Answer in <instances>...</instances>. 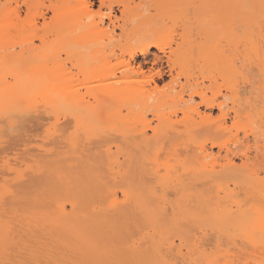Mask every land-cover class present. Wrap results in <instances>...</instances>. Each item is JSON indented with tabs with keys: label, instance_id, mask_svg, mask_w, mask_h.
Returning a JSON list of instances; mask_svg holds the SVG:
<instances>
[{
	"label": "bare ground",
	"instance_id": "obj_1",
	"mask_svg": "<svg viewBox=\"0 0 264 264\" xmlns=\"http://www.w3.org/2000/svg\"><path fill=\"white\" fill-rule=\"evenodd\" d=\"M171 1H170V3H171ZM197 1H199V0H173L172 1V2H174L172 4L176 5L177 7L179 6L181 8L184 6L185 7L183 9L184 11H185L186 7L188 8L189 6H190L189 9H191L190 11H188V15H187V12H186V14H182V16L186 15L185 18H187L186 20H188V21H186L184 17L181 18V16H180V18L182 20L184 19L185 22H183L182 24H180L181 23L180 22L179 24L182 25V28L184 27L185 29L183 30L184 31L183 33H182V31L180 32L182 34L179 36L180 37L179 41H176L173 39L176 42V43H174L173 40L172 41L170 40L171 42H173L175 44V47L173 48V46L170 44L171 42H169V41L167 42V6H168L167 0H138V1H136V0H97V1H95V0H0V111L4 112L3 115L6 114L5 116H3L2 115L3 112H1L2 117L3 118L7 117L8 118L7 121H9L10 124H13L15 122L14 117H17V118L19 117L20 119L25 117L26 112L28 111V110L24 109L26 107L22 108L21 110H20V108H16L17 111H15V107H20V106H17L19 104V102L17 103V101H18L17 99L26 100L25 102L28 101L27 103L32 104V107H31V108H33L32 111H35V112L37 111L38 114L40 112V115L42 114L41 111L47 113L48 116L50 115L49 121L51 120L50 117H53V119H54V117L56 116L54 119V120H56L55 122H49V123L47 122L48 124H50V126L48 125L49 127H47L46 130H47V132L48 131L52 132L51 134L53 135L55 133H53V131H51V130H54V129L50 130V128L54 127L55 125H58V123L61 120V119L59 120V117H58L60 115H58V116L56 115V113H58V111L56 112V110H58V108H60V107L62 108L63 105L64 106L67 105V103L71 104V103L76 102L77 104H79L80 109L78 110V112L75 113V111H72V110H71V112L73 114H79L77 116L74 115L75 117L73 118V120H74L73 122L76 123V125H74V126H75V128H77V131L80 133H78V132L75 133L76 132L75 131L76 129H75L71 135L72 137L67 138L68 137L67 136L66 137L67 139L64 137L67 140L66 142H68V144L72 147L71 151L67 150L69 152L70 156L68 155V152H67L68 157H64L65 155L63 156L64 161H66V163L64 161H62L63 163H65L64 167H63V163H61V160L58 158L59 162L58 161L56 162L58 169L55 166L56 171H54V175H55V177H57L56 179L60 178V180L63 178H66V177L70 178L69 176H71L70 175L71 173L75 174L74 171L71 172L73 167L78 166L79 168H81L80 172L82 171V173L78 172L75 175H77V178L82 177L83 180L87 179L85 181H87L88 183L92 180L96 183L108 182L107 184H109L110 180H113L116 182V183L114 182L113 184H116V185H117V182L123 183L127 187V189L121 190L122 191V193H121L122 197L121 198H120L119 194L116 192V190H115V192H114V190H110L111 187H109L110 189L107 190V192H108L107 195H104V196L102 195L103 197H100L103 200V202L104 201L108 202V204H106L107 206H105L106 207L105 209H110L111 212L113 210L114 214L117 212V214H115V215L112 214L113 218L116 216L118 217L119 213H121L120 216H122V213L126 214L130 209H131V212L133 209H138V210H140V212L142 214L141 217H139L140 215L138 217L144 221L143 223H145V225L147 224V222H149L150 224L156 223L155 225H157V222H158L159 217H160V216L158 217V215H160L161 213H164L165 211H169V209H170V211H169L170 215L173 214V216H174V217H172V220H173V222H176L178 220V218L180 217L179 215H181V213L184 215L186 213V214H188V216H191V215L194 216V214L198 213V211H197V213H195L196 209L195 210L193 209L194 210V211L192 210L193 212L189 211L190 207H191V209L194 208L195 202H196V207L198 205H200L201 202L203 201V202H206L205 206L208 207V205H209V208L212 207V209H214V208L216 209L215 205L210 207L212 202L207 205V203H209V202H207L208 200L207 201H205L206 199L201 200V197H199L200 199L197 197V196L203 195L204 193H205L204 196H206L207 193H209V192L210 193L214 192L213 193V195H214L215 191L218 194L216 198H218V196L224 195V197H226L225 202L231 201V202H229V204H230L233 201V199L231 200L232 196H235V194L237 193V190H239L238 188H240L241 185L243 184L242 183L240 185V183H238L239 179H237V181H236V179L234 177L237 178L239 173L242 171L249 173V174H247V176H251L252 181H257L256 183L259 182L258 184L261 186L260 187L261 189L264 188V177H263V179H261L259 176V173L257 172L258 169L257 170L254 169L252 167L253 164H250L251 162H253V157L251 156L249 151H245V152L242 151V150H246V148H247L246 146L248 145V140H249L248 137H249L250 132L254 136L253 141L257 144L264 141V135L262 133L257 134L253 128L246 130L245 135H244L246 137L245 142H244L246 145V146H244L245 148L243 146H241L243 144V140H242V143L240 145L239 138H237V140H235L234 144H233V145H236V143H237L238 146L240 145L244 149L238 147L237 145H236L237 148H240V149L232 148L233 146H230V144L226 143L225 140L222 139V141H224V142H221L219 140L221 137H223V136L220 137V135L229 129V126L227 125V123H228V121H229L228 119L231 117V115H232V118L234 120H236L237 118H240L243 115L247 119H251V118L255 117L254 114H257L256 111L258 109L256 107L257 104H252V102L255 100H252L251 102H249L250 97L245 96L247 94V92H245L246 94H241V92H240L241 86L239 85V83H236V80H235V75L238 72V68L235 64L236 59L234 58V56L232 55L233 56L232 57L231 54L230 55L229 54H218L219 53L218 48L221 44V41L219 40V38L218 39L215 38V30H219V29L216 28L214 30L212 27L208 26V23L210 21L221 20L223 18L225 20V21L223 20V29H224V35H225L224 37H227L225 39H228L229 42L233 41L234 39H236V37H238V35H236L237 30L242 29V28L244 29L245 27H249L248 25L251 26V22H253V24L255 25V23L256 22L258 23V21H259V24H260L262 19H259L258 16H263V14H264V0H252V2H253L252 4L261 10V12H262L261 15H258L259 13H257V14L252 13V11H251L252 6H251V3H249V0H207L206 3H202V1H201L200 4H197L196 3ZM97 2H98V4H97ZM95 6H97V9H95ZM176 6H172V8L173 9L177 8ZM179 7H178V9H179ZM151 9H154L155 12L154 11L151 12ZM174 10H177V9H174ZM170 11H172V10H170ZM184 11H181V13L182 12L184 13ZM118 12L120 13L119 15H118ZM189 14L190 15L193 14V16H194V17L192 16L193 18H195L194 24L195 25H196V23L199 24V26H195L196 28L199 27L198 28L199 32H198V29L196 30V28H194V31H195L194 34H196V31H197V35L201 34L202 37H203V35H205L203 37V40L198 38V41H197L196 40L197 38L193 37L195 35H191L192 33L190 31L193 30V28H192V30H190L191 25L193 24V21L191 22V20H193V19H190L192 17ZM178 15H176V16H178ZM202 16H203V18H201ZM206 16H207V18H206ZM208 16L211 17V18L209 17V20H208ZM177 19H179V18H177ZM187 22H189L188 23L189 25L184 26L183 24H185ZM243 22L247 23L248 25L246 26V24H244ZM238 23H240L242 27H240ZM257 23H256V26H258ZM243 24L245 25V27H243ZM117 30H119V32H117ZM244 30L246 31V28ZM200 32H203V33H200ZM246 34H247V32H246ZM191 36L193 37V39L191 38ZM198 36L200 37V35H198ZM216 37H217V35H216ZM241 37L243 38V35L240 36V40L242 39ZM221 38H223V37H221ZM225 41H227V40H225ZM239 41H238V43H240ZM243 43H245V42H243ZM167 45H170L169 46L170 49H167L168 48ZM238 45H240V44H237V46ZM153 48H156L158 52L153 54V52H152ZM255 49H257V48H255ZM255 49H254L253 54L255 53L259 64L263 66L264 59H263V57L261 58L259 51L255 50ZM195 51L197 53V56L201 58L203 64H202V62H201V64L199 62H197V61H199V59H196L197 57L194 56ZM63 55H65L64 58H63ZM151 55H152V57H151ZM140 56L143 57L142 60L138 59ZM193 58H195L196 61ZM194 61H195V63H194ZM244 61H245V59H244ZM244 61H243V63H244ZM193 63L195 65V67L197 65L196 63H199L200 67H202V65H204V67L207 66V68L205 70H204V68H203V70H201L202 68H200L201 72H199L200 70L198 71L197 69L193 68V66H192ZM204 63L207 65H205ZM246 66H247V64H246ZM191 67L195 70H192ZM167 68H169V69L166 70ZM198 69H199V67H198ZM191 70L193 71V73L191 72ZM196 70H197V72L200 73V75H199L200 77L196 76L197 77L196 78L195 76H192V74L197 75V73H195ZM260 70L264 71V67ZM174 71L176 72L175 74H174ZM263 71H261V72H263ZM167 72L171 76V81H169L168 84L166 83L165 85L160 86L159 80H161ZM181 76H184L185 83L180 82ZM247 76H249V75H247ZM247 76L242 75V77H241V82L243 83L242 88H244V89L248 88V87L249 88L252 87L250 84V82H251L250 76L249 77H247ZM194 77L196 78V80ZM219 78L223 80L224 85L226 87L225 90L227 91V93L220 100L217 97H215L217 95V92L220 91V89H221V88L217 87V85H218L217 83H218ZM63 80H67V82L65 81L63 83L62 82ZM199 80H201V81H199ZM205 80L209 81L208 85L205 84V82H206ZM224 85H222V87ZM177 87H180V88L177 89ZM209 90L214 91L213 97L208 96L207 92ZM245 90H247V89H245ZM245 90H243V92ZM249 93L252 94V90L249 91ZM253 94H254V92H253ZM186 96H187V98H186ZM197 97H199V99H200L199 102L195 101V98H197ZM90 99H93L95 102L99 103L101 108L105 107L106 115L108 113L109 117H111L110 114L112 112V119L111 118L106 119L105 118L106 116L104 115L105 116L104 118L106 119L105 121H106L107 125L104 123L105 122L104 119H103V122L101 120L102 123L100 122L99 118L101 117V114H103V113H100V111H99V113L95 112V114L98 113V115L97 114L95 115L94 111L92 112V110H91L90 112H88L87 110H85L87 105L90 103L89 101H91ZM244 101H245V103H244ZM60 104H63V105L60 106ZM246 104L248 105L247 109L250 108L249 110H247V112H246V110L245 111L243 110L244 108L246 109V107H245ZM21 105H22V103H21ZM117 105H121V106H125V107L129 108L128 110H126L127 113H129V115L126 117H122V116L120 117V112L117 113V111H115V109H114V111H112V109L114 107L116 108ZM200 105H204L206 108L210 109L211 111H213L214 109L217 108L218 111L220 112L219 117L217 119H214L212 117L213 116L212 112L208 113L206 111H201V109L199 107ZM68 108H70V107H68ZM101 108H100V110H101ZM127 108H125V109H127ZM137 108L139 110L145 112L144 117H142V118L140 117V115H139L140 111L138 113ZM29 109H30V106H29ZM40 109H42V110H40ZM130 109H131V111H129ZM166 109H167V111H165ZM18 110H20V111H18ZM119 110H121V109L119 108ZM30 111H31V109H30ZM109 111H111V112H109ZM147 112L151 113V115L155 119H157L158 122L155 126L152 125V121H151L152 120L151 118H153V117H151L150 119L147 118V116H148L146 114ZM181 114H182V116H180L181 118L178 119L179 118L178 116ZM37 115H34V118ZM98 116H100V117H98ZM123 116H125V115H123ZM29 117H31L30 113H29ZM38 117L40 119V117L43 118L44 116L38 115ZM0 119H1V117H0ZM20 119H18V120H20ZM27 120L32 121L34 119L32 117V120L31 119H27ZM37 121H38V118H37ZM57 121H58V123L56 124ZM101 124H103V126ZM109 124L110 125L112 124V126L109 130L106 127H105V129H107V130L102 128L104 126H109ZM181 127H183V128H181ZM54 128H55V130H58L57 127H54ZM59 130H60L59 132H61L62 129H59ZM96 130H97V132H96ZM99 130H101V131H99ZM149 130L151 131V134L149 133ZM113 132L115 134H117V136L115 135L116 137H114V135H112ZM61 133L63 136L64 132L62 131ZM81 133L84 135L83 138H82L83 135ZM108 133H110V136L112 135V137H114L116 139L118 138V140L120 141V142L114 141V142H117V144L115 145L116 150L113 151V149L110 145H107V147L104 150H97V151L92 150L93 149L92 147L94 144H96L98 142L103 143V141L105 142L108 140V137H109V139L112 138L109 136ZM203 135L205 136V138L204 137L202 138ZM18 136H19V133H18ZM59 137H60V135H59ZM181 137L184 138V139H182L183 141L179 139ZM199 137L202 138V141L200 140ZM167 138H169V141L167 140ZM177 139L179 141H182V142L179 143V141ZM59 140L61 141L60 138H59ZM86 140H87V142H86ZM174 140H177L178 142H176V143H179V144L175 143V144L171 145V143H173ZM82 141L86 142V144L82 143ZM66 142H64V140L61 141L62 144L66 143ZM208 143L210 144L209 145L210 148L208 147ZM167 144H169V145H167ZM168 146H170L168 150H170V151L174 150V152H171V153L170 152L169 153L164 152V153H167L166 155L169 154V157L173 154L172 159L170 158L172 163H170L168 156L166 159H163V161H165V162H161V159L164 158L163 156L165 154L162 153L163 156L161 155L162 158L160 159L159 154L161 152H159V154L156 152L157 150H163V149L167 150ZM214 147H218L217 148L218 153L217 152L213 153V151H211V150H213ZM261 147L263 148L264 146H261ZM142 148H144V150H141ZM151 148H153V149L155 148V150H156L155 152L157 153L156 155L158 156L156 164L154 163L155 165L152 167L151 164H153V163L150 164V163H148V161L147 162L145 161L147 165H150V167L149 168H148V166L145 168L139 167L138 165L140 163L138 164V161L140 160V158H142L143 155H146L145 152L147 150H148L147 156H150L149 154L152 155L153 151L149 153V151H151L149 149H151ZM189 148H191L192 151L190 149L191 152H189V150H188L187 151L188 154L185 153L186 150ZM248 148H249V146H248ZM257 149L259 150V145H257ZM257 149H256V151H257ZM183 150L185 151V152H183L185 154V156L182 155L183 157H181V154H183L182 153ZM193 150H195V151H193ZM198 150H199V153H198ZM236 150H238V151H236ZM44 151H48V150H44ZM92 151H94V152L91 153ZM95 152H97L98 154L102 152L103 153L102 156L105 155L108 157L109 161H108V159H107V161L110 162V165L108 166V168H109L108 172L106 169H105L106 170L105 173L101 172V170L99 169L100 167H97L98 165H96L97 163L94 164L93 157L96 156ZM180 152H181V154H180ZM222 152H224L223 156H222ZM239 152H240V154H239ZM71 153L73 156H71ZM89 154H91L92 157L89 156ZM236 155H238L237 157H239V158H237ZM121 157L123 158L122 160H121ZM235 157L237 159H240V161H242L240 165L237 164ZM151 158L152 157H150V159ZM103 160H105V159H103ZM167 161H169V162H167ZM174 161H175V163H173ZM46 162H48V164H49V160L48 161L46 160ZM43 163H42V165H44ZM53 163H55V162H53ZM104 163H106V162L103 161L101 166H105ZM143 163H144V161H143ZM58 164H60V166H58ZM36 167L37 166H35L34 170L36 169ZM60 167H62V168L60 169ZM161 167L162 168L164 167V168L161 169ZM38 168H40V167L38 166ZM102 168L103 167H101V169ZM104 168H106V167H104ZM138 168H139V170H138ZM46 169H47V167H46ZM96 169H97V171H96ZM34 170H33V172H34ZM58 170L60 172H58ZM161 170H165V172H162ZM41 171H44V170L41 169ZM66 171H68L67 172L68 175H66V173H65ZM93 171L97 172V174H95ZM56 172H57V174H56ZM100 172L102 174H100ZM45 174H48V172L43 173V175H45ZM79 174H80V176H79ZM18 175H19V172H18ZM75 175H74V177H75ZM88 176L89 177L93 176L92 178L90 177V179H92V180L88 179L89 178ZM74 177H71V180H73ZM232 178H234L233 179L234 181L232 180ZM238 178H239V176H238ZM242 178L240 177V180H242ZM101 180H103V181H101ZM62 181H66V180L63 179ZM67 181H66V183H67ZM70 181L68 183L69 187L67 185H65V182H62V183H64L63 186L65 185L66 186L65 188L68 187V190H69V188L75 189L76 184H74L75 185V187H74L73 183L70 184ZM76 181H78V180H76ZM85 181H83V183ZM230 181H231V183L233 181L234 186L232 188L230 186V183H228ZM245 181H246V179L244 180V182ZM247 181H246V183H247ZM86 183H84V184H86ZM96 183L93 186H95V187L98 186V188L100 187L99 185L103 184V183H101V184L96 185ZM253 183H255V182H253ZM253 183H252V185H253ZM57 184H58V181H57ZM107 184L106 185L103 184V185H105L107 187ZM78 185H77V187H79ZM81 185H82V183H81ZM59 186H60L59 188H63V187H61V184H59ZM90 186H92V185H90ZM90 186H89V188H90ZM105 186H104V188H106ZM143 186H144V188H143ZM57 187H58V185H57ZM84 187H88V186L84 185ZM84 187L80 186L79 189L82 188V190H83ZM122 187H123V185H122ZM254 187L258 188L259 186L257 185ZM59 188L56 190L59 191L60 190ZM98 188L96 187V189H98ZM74 189H72V190H74ZM139 189H141V190H139ZM53 190H54V188H53ZM84 190H85V188H84ZM86 190L88 191L89 189L86 188ZM93 190L95 191V189H93ZM79 191H76L75 192L76 194L74 193V191L72 192L71 190L68 192H71L72 194H74L76 198L77 197L80 198L79 196L84 195L85 192H84V194L81 193V195H80L77 193ZM258 191H261V190L258 189ZM89 192L93 193V191H89ZM105 192H106V190L104 191V193ZM220 192H222L221 194H223V193L224 194L219 195ZM261 192H263L261 194H264V190ZM10 193H12V192L10 191ZM100 193L104 194L102 191V192H98L97 194L95 193V195L99 197L98 194H100ZM209 195H211V194H208L207 197ZM16 196L18 199L19 195H16ZM170 196H172V197H170ZM193 196H195V197H193ZM239 196H240V194H239ZM84 197L86 199V196H84ZM98 197H96V198H98ZM192 197L195 199L194 201H193ZM229 197H231V198H229ZM12 198H13V196H12ZM76 198H73L74 200L70 198L71 199L70 201H72V202L74 201L73 204H71V206L73 205V207H72L73 209L75 208V206L79 207V205L81 203H83V199H81V200L79 199L80 200V202H79V200L77 201ZM227 198L230 200L228 201ZM101 199H100V201H101ZM197 199H198V201L199 200L201 201V202L199 201L200 204H197V202H198V201H196ZM219 199H221V198H219ZM242 199H244L243 196H242ZM250 199H251V197H250ZM250 199H248V200H250ZM248 200H246V201L250 203V201H248ZM29 201H30V199H29ZM189 201H190V204H188ZM191 201H192V203H191ZM97 202H98V200L96 199L95 203H97ZM241 202H243V200ZM247 202L245 203V206H247L246 205ZM89 203H91V201H89L87 203L90 206ZM149 203L151 205L152 204L156 205V208L154 206V209H152V207H153V205H152L151 208L149 207L150 208V210H149V208H148V206H150ZM185 203L188 204L186 206H189V207H187V209H188L187 212L185 211L187 209L184 210V208H186L184 205ZM193 203H194V205H193ZM233 203H235L234 206H236L237 208L234 209V208H231V205H228V206H230L229 208H228V206L226 207L228 210H226V208H224L225 210H223V211H225V212L221 211L220 213H217V215L219 214V216H220V217L217 216L218 218H220V222L218 221L217 225L219 227H220V225H223L224 227H227V228H228L227 225H229V227L233 226L235 229L237 227H241V229L238 228L240 230V232H242L243 231L242 229L244 228L247 233L249 232V234H251V233H250V231H248L247 228L248 227H250V228L255 227V229H253L254 231H252V235H253V232H255L256 227H258L259 224L261 223V220L259 218H257L255 214L248 213L250 211L243 210L241 207L244 206V204L240 206L241 203L239 200H235ZM1 204L4 206L3 203H1ZM1 204H0V206H1ZM77 204H78V206H77ZM87 204H86V207L88 206ZM96 205L93 209H95V210L99 209V210H97V212L99 211L101 213V210L104 209L103 206L100 205L101 206L100 207V206H98V204H96ZM58 207H59V204H58ZM207 207H206V209H207ZM14 208H16V207H14ZM199 208H200V206H199ZM209 208H208V210H209ZM11 209H13V208H11ZM87 209H90V208L88 207ZM105 209H104V211H105ZM3 210H4V208H3ZM20 210H22V209H20ZM74 210H76V212H74V214H76L77 217L74 216L72 222L74 221L73 223H75L76 225L75 224L74 225L70 224L71 226L69 225L68 222H71V220H69L67 218L70 217V214H71L70 218H72L73 213H71V211H70V213H67L68 211H67V208L64 205V203L61 204V207L58 210V213L61 212L60 217H59L60 219L57 218L55 220L56 221L61 220L63 222L62 219H65V220L67 219L66 222L68 221L67 222L68 224L64 223L65 222V220H64V222H63L64 224L61 222L62 224L59 223V225H63V228H65L66 226L64 227V225L67 224L68 227L65 228V231L62 230L63 232H66V233L68 231L67 229H69V226L71 228L73 226L74 230L77 229L75 231L76 233L79 230L80 234L79 233L76 234L74 232L75 238H79L76 236H79V235L82 236L86 233H87V235H90L89 229H91L92 226L94 227V225H97V224L99 225L100 223L97 221H99L100 218L97 221L95 220V222H97V223H94L92 221V219H88L89 217H92V218L95 217L96 218V215L95 216L93 215V214H95V212H92L93 210L91 211L93 213L92 214L93 216L87 215V214L91 213V212L88 213V210L86 211L83 209L84 211L83 210L79 211L82 214H80V213L77 214L78 213L77 208ZM114 210H116V212ZM178 210H180V213L177 212ZM15 211H18V208ZM22 211H24V210H22ZM85 211L87 213L84 214V217H83V213ZM204 211H205V208H204ZM210 211H212V210L210 209ZM13 212H14V210H13ZM56 212H54L56 214V215L55 214L54 215L57 217ZM134 212L135 211H133L132 213H134ZM169 212L167 214H169ZM188 212H191V214ZM208 213L209 212H207V214ZM211 213H215V211H212ZM23 214H21V215H23ZM67 214H68V216H67ZM108 214L109 213H107V215ZM62 215L64 218L61 217ZM78 215H79V217H78ZM85 215H86L87 219L85 218ZM107 215H106V218H107ZM112 215L109 214L110 217ZM137 215L138 214L134 215L137 218L135 220V223L139 224V223H141L142 220L138 219ZM176 215H178V216H176ZM210 215H212L213 217L215 216V218H217L216 215L209 213V216ZM254 215H255V217H254ZM2 216L4 217V212H3V215L1 214L0 217H2ZM55 216H54V218H55ZM24 217H25V214H24ZM27 217L29 218L30 216H27ZM98 217L99 216L97 215V218ZM123 217H125V216H123ZM197 217L200 219L198 214H197ZM75 218H76V221L78 219V221H80V222L79 223L75 222ZM109 218H107V220L109 222H110V220H113L112 218H110V220H109ZM127 218H123V219L127 222V220H129L131 217L129 219H127ZM218 218L215 219V221H217ZM51 219H53V217ZM118 219L116 218V222ZM123 219L121 218L120 220H123ZM186 219H182V220L187 221V220H189V217L187 220ZM137 220H139L140 222H136ZM164 220H165V217H164ZM86 221L89 223L91 222V223L89 224ZM108 221L105 222V220H104L105 224L108 223ZM133 221L134 220H132L131 223H133ZM84 222L86 223L85 224L86 227H88V224H89V227L87 228V230L85 229L86 227L85 228L83 227V226H85ZM100 222L102 224L103 221H100ZM52 223H53V221H52ZM80 223H83V225ZM92 223H94V225ZM117 223H120V222H117ZM121 223H123V221H121ZM79 224L82 225V227H80ZM108 224H110V223H108ZM104 225L101 226V229ZM126 225H128V223H126ZM145 225L141 224L140 226H143L142 227V229H143L146 227ZM158 225H161V224L158 223ZM250 225H252V226H250ZM261 225H262V223H261ZM76 226H78L81 230L76 228ZM110 226H109V228H110ZM119 226L120 225H118V227ZM223 226H222V228H224ZM58 227H60V226L57 225V228ZM131 227H133L134 230L136 229L135 225H133V226L129 225L128 228H131ZM147 227H148V225H147ZM29 228H30V226H29ZM60 228H62V227H60ZM94 228H93V230L91 229L93 231V232L91 231V236L93 237L94 235L95 236L97 235L96 236L97 238L95 239L94 238L95 236H94L93 237L94 239L92 238V240H95L96 242L98 240V242H99L102 239L98 235L99 233L97 234L96 232H97V229L100 230V228H99V226L96 227L95 229ZM112 228H113V225H112ZM70 229H69V231L72 233L73 228L71 230ZM83 229L86 230V233H84L85 230H83ZM104 229L107 230V231L104 230V234L105 235L107 234L109 236L110 233L108 234L105 232H108L110 229L106 228L105 226H104ZM88 230H89V232H88ZM94 230H95V232H94ZM52 232H54V228H53ZM54 233H56V232H54ZM57 233H59V232H57ZM71 233H69V234L72 235L73 233L72 234ZM94 233H96V234H94ZM115 233H116V231H114L112 234H115ZM156 233H158V232H156ZM104 234H103V231L100 233V235H104ZM148 235H149V233H148ZM110 237H108L110 240L109 243L112 245L111 241H112L113 237H112V239ZM148 237H150V236H148ZM165 237H166V235H165ZM215 237H216V235L214 236L213 239H215ZM240 237H241V239L244 238L241 241L242 243L244 240L246 242H248L250 240L249 241L250 247H249L248 243H247L248 246H246L247 244L244 243L245 249H243V250H245V251L240 249V252L243 251L240 253L239 250H237L236 251L237 253L235 252L236 254H234V255L232 254V256H231L232 258L230 257V261H233L234 264H235V261H237L236 264H238V262L241 259V261H243L242 264L244 262H245V264H250L249 262H247L248 258H251L252 260H254L258 256L256 257L254 255V257L252 258L251 257V256H253L252 253L248 254V252L246 251V247H248V250H250V248L252 247L251 251L253 249V252L257 251V249L259 251V249H260V247H262L263 243L262 242H256L255 240L252 241L251 239L246 240V238H245L246 236L245 237L240 236ZM71 238H73V237L71 236ZM82 238L81 239L84 240V242L81 241V239H79L81 241V244L83 245L84 243H86V244H84V246L85 245L87 246L89 240L88 239L85 240L84 237H82ZM156 238H159L158 235ZM169 238L167 239V241L170 243H174V242L169 241ZM58 239H57V241H58ZM62 239H63V237H62ZM161 239H163V238H161ZM148 240H149V238H148ZM67 241L65 240V242H67ZM103 241H105V240H103ZM107 241H108V239L105 242H107ZM146 241L147 240H145L144 242H146ZM262 241L264 242V239H262ZM69 242H71V241H69ZM73 242H75V241L73 240ZM148 242H150V241H147L146 243H148ZM214 242H215V240H214ZM241 242H239V243H241ZM0 243L4 244L5 241L0 242ZM58 243L61 244L60 241ZM71 243H68V245ZM129 243H131V241ZM129 243H126V244L128 245ZM170 243H168V244L170 246V251L172 252L173 248L177 244L175 243V246H174V244L172 245ZM197 243H199V242H197ZM197 243H196V246L194 247L196 249L198 248ZM6 244L9 245L8 243H6ZM139 244H140V246L142 245L141 248H143V246L149 245V244L145 245V243L143 245V244H141V242ZM162 244H163V242H162ZM162 244H157V246L158 245L161 246ZM185 244L186 243H184L183 245L181 244V245L184 247L187 245V244L186 245ZM74 245H76V243ZM107 245H108V247L110 246L109 244H107ZM107 245H105V246L107 247ZM133 245H135V244H133ZM133 245H131V246H133ZM151 245L153 246L152 247L153 249L149 248V249H152V251H153V253H152L149 250L152 253V254L150 253L151 257H153V259H155L157 256L155 257V256H153V254L158 253V251H159V254H158V257L156 259L157 261L156 260L155 261L150 260L152 262L151 263L147 258V260H148L147 263L149 262V264H177L178 259L176 260V257H172L173 253L172 254L170 253L171 254L170 255L167 252V256H166L163 254V252L164 253L166 252V251L162 250L163 247H161V250H158V248H157V250H158L157 251L154 248L155 247L154 245H156V244H151ZM171 245L174 247L172 248ZM181 245L179 246L180 250H177V249L176 250L180 253V256H182V260L187 259L188 261H190V263L196 262L197 260L195 261L194 258L200 257L194 253L196 251H194L193 253L188 251V255H185V254H183L184 252H181V250H182ZM204 245L203 246L201 245V246L204 247ZM0 246H2V245H0ZM88 246H90L93 249V247L97 246V245L91 246V244H90ZM88 246L86 247V249L88 248L87 252L90 249ZM131 246H129V247L131 248ZM137 246L139 247L138 244L135 247H137ZM162 246H164V245H162ZM201 246H200V248H201ZM64 247H65V245H64ZM78 247H79V245H78ZM78 247L76 248V250L78 249ZM82 247L80 249L81 253L85 249V247H84V249ZM121 247H123V246H121ZM1 248L4 250V247H1ZM100 248L96 247L95 250L99 249L98 251H101ZM123 248H121V250ZM130 248H128V249L131 250ZM144 248L148 250V248H146V247H144ZM188 248H189V245H188ZM139 249H140V247H139ZM139 249L138 250L135 249V250H137V252H139ZM145 249H144V251H146ZM154 249L156 250V252ZM159 249H160V247H159ZM109 250H111V249H109ZM109 250H107V251L109 252ZM135 250L133 249L132 251L134 252ZM204 250L205 249H203V251ZM141 251H142V249H141ZM144 251H142V252L144 253ZM161 251H163V252H161ZM191 251H193V250H191ZM203 251L201 252L202 254H203ZM263 251L264 250H262V252ZM110 252H112V250ZM114 252L116 253V251H114ZM244 252H247V253L244 254ZM262 252H260V253H262ZM1 253H2V251L0 252V254ZM75 253H76V251H75ZM81 253H80V255H81ZM88 253H90V252H88ZM92 253H94V252H92ZM121 253H123V252H121ZM127 253H128V251H127ZM135 253H133V255H131L130 257L134 258V255H135L134 260L135 259H141V261H144V259H146L145 257L147 256L148 251L146 253V256H143L145 254H142L140 252L137 253V254H140L141 257L143 256L142 257V258H144L143 260L141 257H139V255H138L139 258H136L137 254H135ZM179 253H177L178 254L177 257L179 256ZM201 253L198 252V255H202ZM99 254L101 255L102 253H99ZM246 254H248L249 257H247ZM90 255L88 257H90ZM129 255H130V253H129ZM175 255L176 254H174V256ZM78 256H79V254H78ZM82 256H83V254H82ZM108 256H109V254H108ZM114 256H116V254ZM124 256H122V257H124ZM0 257H2V256H0ZM69 257H71L70 260H72L73 257L72 256H69ZM100 257H101V259L104 258L105 261L108 260V258L105 257V255H104V257H102V256H100ZM100 257L97 256V258H100ZM126 257H125V259H126ZM130 257L128 256L129 260L131 261L132 259H130ZM148 257H149V259H151L149 254H148ZM227 257H229V256H227ZM86 258H87V256H86ZM106 258H107V260H106ZM260 258L261 257H259L258 259H260ZM81 259H83V261H84L83 257ZM91 259H94V257H92ZM101 259H100V261H101ZM114 259H115V257H114ZM246 259H247V261H246ZM111 260H112V258H111ZM129 260H126V261H129ZM256 260L257 259H255L254 261H256ZM78 261H79V259H78ZM105 261L102 260V262H105ZM110 261H108V262H110ZM141 261L139 264H143ZM86 262H87V260H86ZM213 262H215V261H213ZM75 263H76V260H75ZM88 263H89V261H88ZM112 263H113V261H112ZM115 263L116 262H114L113 264H115ZM132 263H134V262H132ZM135 263L137 264L136 260H135ZM144 263L146 264V261ZM197 263H199V262L197 261ZM91 264H92V262H91ZM128 264H130V263H128ZM215 264H217V263L215 262Z\"/></svg>",
	"mask_w": 264,
	"mask_h": 264
},
{
	"label": "rangeland",
	"instance_id": "obj_2",
	"mask_svg": "<svg viewBox=\"0 0 264 264\" xmlns=\"http://www.w3.org/2000/svg\"><path fill=\"white\" fill-rule=\"evenodd\" d=\"M95 1H97V0H95ZM136 1H138V0H136ZM170 1L171 0H167V42L169 41V42H171L173 39L174 40H176V41H179V36L184 32L183 30L185 29L184 27L182 28V25H180V24H182L183 22H185V20L187 19V18H185L186 17V15H183L182 16V14H186V12H187V15H188V11H190L191 9H189V7L187 8L186 7V9H185V11L183 10L185 7L183 6V7H179V9H178V7L176 6V5H173L172 3H174V2H172L171 1V3H170ZM201 1H202V3H206L207 2V0H199V1H197L196 3L197 4H200L201 3ZM204 1V2H203ZM181 2V1H180ZM249 3H251V11H252V13L253 14H257V13H259L258 15H261L262 14V12H261V10L258 8V7H256V6H254L252 3V0H249ZM97 4H98V2H97ZM171 8H170V7ZM172 6H176L177 8H174V9H177V10H174L173 8H172ZM250 6V5H249ZM95 9H97V6H95ZM170 10H172V11H170ZM155 12V10L154 9H151V12ZM170 11V12H169ZM181 11H184V13L182 12L181 13ZM179 12V13H178ZM192 12V11H191ZM207 13V12H206ZM120 13L118 12V15H119ZM179 14V15H178ZM191 14V13H190ZM189 14V15H190ZM176 15H178V16H176ZM257 15V16H258ZM180 16H181V18H185V20L183 21L181 18H180ZM191 17L193 16V14L192 15H190ZM189 16V17H190ZM198 16V15H197ZM196 16V17H197ZM194 17V16H193ZM190 18V19H193V20H191V22L193 21V24L195 23L194 22V19L195 18ZM209 17L210 16H208V20H209ZM259 17V19H262V21L260 22V24H259V21H258V23H257V25L258 26H256V23H255V25L253 24V22H251V26L250 25H248L247 23H245V22H243L244 24H246V26L248 25L249 27H245V25L243 24V27H245L246 28V31L242 28V29H239V30H237L236 31V35H238V37H236V39H232L233 41H230L229 42V40L228 39H225V38H227V37H224L225 35H224V29H223V18L221 19V20H215V21H210L209 23H208V26L209 27H212L214 30L217 28V29H219V30H215V38H219V40L221 41V44H220V46H219V48H218V50H219V53L218 54H231V56L233 55L234 56V58L236 59V61H235V64H236V66H237V68H238V72H237V74L235 75V80H236V83H239V85L241 86V94H246L245 92H247V94L245 95V96H249L250 98H249V102H251L252 100H255V101H253L252 102V104H257V114H254L255 115V117H253V118H251V119H247L244 115L243 116H241L240 118H237L236 120H234L233 118H232V115H231V117L228 119L229 121H228V123H227V125L229 126V129L228 130H226V132H224V133H222L221 135H220V137L221 136H223V137H219L220 139V141L221 142H224V141H222V139L223 140H225V142L226 143H228V144H230V146H233L232 148H237V146H238V144L236 143V145H233L234 144V141L235 140H237V138H239V142H240V145H241V143H242V140H243V144L241 145V146H246L245 145V131L246 130H249L250 128H253L254 129V131H256V133L257 134H263L264 135V71L263 70H260V69H262L263 67H264V64H263V66L262 65H260L259 64V62H258V59H257V57H256V55H255V53L253 54V52H254V49L255 48H257V49H255V50H257V51H259V53H260V55H261V58L263 57V59H264V14H263V16H258ZM261 17V18H260ZM177 18H179V19H177ZM201 18H203V16L201 17ZM206 18H207V16H206ZM211 18V17H210ZM258 20V19H257ZM186 21H188V20H186ZM225 21V20H224ZM181 22V23H180ZM180 23V24H179ZM189 22H187V23H185V24H183L184 26H186V25H189L188 24ZM191 25V29L190 30H192V28H193V30L192 31H190L192 34L191 35H195V36H193L194 38H197L196 40L198 41V38H200V39H202L203 40V37L205 36V35H203V37H202V35L201 34H198V35H200V37L197 35V31H196V34H194L195 33V31H194V28H196L195 26H199V24L198 23H196V25L194 24V25ZM239 24V26L240 27H242L241 26V24L240 23H238ZM239 27V28H240ZM199 28V27H198ZM198 28H196V30L198 29ZM182 31V33H180ZM194 31V32H193ZM245 31V32H244ZM117 32H119V30H117ZM198 32H199V29H198ZM246 32H247V34H246ZM200 33H203V32H200ZM216 35H217V37H216ZM243 35V38L240 40V36H242ZM249 36V37H248ZM193 37L191 36V38L193 39ZM221 37H223V38H221ZM246 38V39H245ZM227 40V41H225V40ZM171 40V41H170ZM173 40V42L174 43H176L175 41ZM240 42V43H238V41ZM245 40V41H244ZM173 42H171L170 44L173 46V48L175 47V44L173 43ZM243 42H245V43H243ZM240 44V45H238L237 46V44ZM169 46L170 45H167V49H170L169 48ZM152 52H153V54L154 53H157L158 51H157V49L156 48H153L152 49ZM251 53V54H250ZM246 55V56H245ZM195 57H197L196 59H199V61H197V62H199L200 64H201V62H202V60H201V58L200 57H198L197 56V53H196V51H195V55H194ZM232 56V57H233ZM65 57V55H63V58ZM151 57H152V55H151ZM246 57V58H245ZM139 60H142L143 59V57L142 56H140L139 58H138ZM194 60H195V58H193ZM244 59H245V61H244ZM196 61V60H195ZM195 61H194V63H195ZM243 61H244V63H243ZM247 62V63H246ZM194 63H193V68H195V69H197L198 71L200 70V68H202L201 70H203V68H204V70L207 68V66H205L204 67V65H202V67H200L199 66V63H196L197 65H196V67H195V65H194ZM202 64H203V62H202ZM205 64V63H204ZM246 64H247V66H246ZM205 65H207V64H205ZM245 66V67H244ZM168 67V66H167ZM198 67H199V69H198ZM192 68V67H191ZM192 68V70H195V69H193ZM169 68H167L166 70H168ZM191 70V72L193 73V71ZM197 70H196V72L195 73H197V75H193L192 74V76H197V77H200L199 75H200V73L199 72H201V70L199 71V72H197ZM179 71V70H178ZM261 71H263V72H261ZM176 72L174 71V74H175ZM194 73V74H195ZM199 73V74H198ZM242 75H249L250 76V84H251V86L252 87H248V88H245V89H247V90H245L244 88H242V86H243V83L241 82V77H242ZM2 76V75H1ZM249 76H247V77H249ZM194 77V78H195ZM196 77V78H197ZM196 78H195V80H196ZM81 80V79H80ZM67 82V80H63L62 82L64 83V82ZM169 81H171V76L169 75V73L167 72L164 76H163V78L161 79V80H159V83H160V86H162V85H165L166 83L168 84V82ZM199 81H201V80H199ZM206 82H205V84L206 85H208L209 84V81H207V80H205ZM80 82V81H79ZM180 82L181 83H185V79H184V76H181L180 77ZM75 83V82H74ZM95 83V82H94ZM218 85H217V87H219V88H221L220 89V91H218L217 92V95L215 96V97H217L219 100L220 99H222L223 98V96L227 93V91L225 90L226 89V87H225V85H224V82H223V80L222 79H218V83H217ZM222 85H224L223 87H222ZM178 88H180V87H177V89ZM245 90L244 92H243V90ZM85 90V89H84ZM252 90V94L251 93H249V91H251ZM213 92L214 91H208L207 93H208V96L209 97H213ZM253 92H254V94H253ZM186 98H187V96H186ZM246 98V97H245ZM248 99V98H247ZM18 101H17V103L19 102V104L17 105V106H20V107H15V111H17L16 110V108H20V110L22 109V108H24V107H26V108H24L25 110H28L27 112H26V115H25V117H23V118H17V117H14V119H15V122L13 123V124H10L9 123V121H7L8 120V118L7 117H2V115L4 114V112L3 111H0V115H1V112H3L2 113V115L0 116L1 117V119H0V204L1 203H3L4 204V206L1 204V206H0V211L2 212H0L2 215H3V212H4V217L2 216V217H0V242H4L5 241V243L4 244H2V243H0V245H2V246H0V252L2 251V253L0 254V256H2V257H0V264H91V262H92V264H113L114 262H116L115 264H128V263H130V264H134L135 263V260H136V262H137V264H139L140 263V261H141V259H135L134 260V258H135V255H134V258L133 257H130L131 255H133V253H135V254H137V253H142V254H145V255H143V256H146V253H147V251H148V253H147V256L145 257L146 259H144V258H142L141 256H140V254H137L136 255V258H139V257H141L142 258V260L144 259V261H141L143 264H145L144 262L146 261V264H149V262L147 263V261L149 260H153V261H155L156 259H157V257H158V254H159V251L158 250H161V247H163V249L162 250H164V251H166L165 253L163 252V251H161V252H163V254L164 255H166L167 256V252L170 254H172L173 253V256L172 257H176V260L179 262H177V264H192V263H190V261H188L187 259L186 260H182V256H180V253L177 251V250H180V245L182 244H184V243H186L185 245L186 246H182L181 247V252H184L183 254H185V255H188V251L189 252H194V251H196V252H194L195 254H197V256H200V257H195L194 259H195V261L197 260L199 263H197V261L196 262H194L193 264H215V262L217 263V264H234L233 263V261H230V257L232 256V254L234 255V254H236L237 252V250H239V252H240V249L241 250H243V249H245V244H249L250 242V240L249 239H251L252 241H256V242H262L263 243V245H262V247H260V249H259V251H258V249H257V251H254L253 252V249H252V251H251V248H250V250H248V247H246V251L248 252V254H251L252 253V255L253 256H251L252 258L254 257V255L257 257V258H255V259H257L256 261H254V260H252L251 258H248V261H247V259H246V261L247 262H249L250 264H264V251L262 252V250H264V242L262 241V239H264V194H261V193H263V192H261V191H263L264 190V188L263 189H261L260 187V185L258 184V183H256L257 181H252V177L251 176H247V174H249V173H247V172H244V171H242V172H240L239 173V178H238V176H237V178L236 177H234L235 179H236V181H237V179H239L238 180V183H240V185H241V189L240 188H238L239 190H237V193L235 194V196H232V198L231 197H229V198H231V200L233 199V201H232V203H230L229 204V202H231V201H229L230 199H228V201L229 202H225V199H226V197H224V193L223 194H221L222 192H220V194L219 195H223V196H218V198H216L217 197V193H216V191H215V194L213 195V193L214 192H209V193H207V195L208 194H211V195H209L208 197H207V195L206 196H204V194L203 195H200V196H197L198 198L199 197H201V200H205V201H207V202H209V203H207V205L208 204H210L211 202V205H210V207L211 206H214L215 205V207H216V209L214 210V209H212V207L211 208H209V205H208V207L207 206H205V204H206V202H201L200 200V202H201V204H200V202L198 201V199L196 200V201H198L197 202V204H200V205H198L197 207H196V202H195V205H194V203H193V205H194V208H192L191 209V207L189 208V211H191V212H193L195 209V213H197V211H198V216L200 217V219L197 217V214H194V216L193 215H191V216H188V214H186L185 212V215L184 214H182L181 213V215H179L180 217L178 218V220L176 221V222H173V220H172V217H174L173 216V214H171L170 215V209H169V211H165L164 213H161L160 215H158V217H159V220H158V222H157V225H158V223L159 224H161V225H155V224H150L149 222H147V224L145 225V223H143L144 221L142 220V219H140L139 217H141V212H140V210H138V209H133L132 210V212L133 211H135L134 213H132L131 212V209L125 214V213H122V216H120L121 215V213H119L118 215L123 219V218H127V219H129L130 217V219L129 220H127V222L123 219V220H120L121 218L118 216H116V217H114L113 218V215L112 214H114V212H113V210H112V212L110 211V209H105L106 207L105 206H107L106 204H108V202L107 201H104L103 202V200L100 198V197H103L104 195H107V190H109L110 188L109 187H111V189L110 190H114V192H115V190H116V192L119 194V196H120V198L122 197L121 195V193H122V191L121 190H126L127 189V187L123 184V183H118L117 182V185L116 184H113L115 181H113V180H110V182H109V184H107L108 182H106V183H103V182H99V183H96V182H94L92 179H90V177L92 178L93 176H88L89 178L88 179H90V180H92V181H90L89 183L87 182V181H85V180H87V179H85V180H83V178L82 177H78L77 178V175H75V174H77L78 172L79 173H82V171L80 172V170H81V168H79L78 166H74L73 167V169H72V171L71 172H73L74 171V173L75 174H73V173H71L70 175L71 176H69L70 178H68V177H66V178H63V179H65L66 181H67V183H66V181H62L63 179H61L60 180V178H58V179H56L57 177H55V175H54V171H56V168H55V166L57 167V161L59 162V159L61 160V163H63L62 161H64V158H63V156L64 157H68L67 156V150H70L71 151V146L68 144V142H66L67 140V138H70V137H72L71 135H72V133L74 132V130L76 131L75 133H77L78 131H77V128H75V126L74 125H76V123L75 122H73L74 120H73V118L75 117V116H77V115H79V114H73L72 112H71V110L72 111H75V113H77L78 112V110L80 109V105L79 104H77L76 102H74V103H71V104H68L67 103V105H63V104H60V106H62V108L60 107V108H58V110H56V112L58 111V113H56V115L58 116V115H60V116H58L59 117V120H60V122L58 123V121L56 122V124L58 123V125H55L54 127H57L58 128V130H55V128L54 127H52V128H50V130L51 129H54V130H51V131H53V133H55V134H51L52 132H47V127H49L50 126V124H48L49 122H55L56 120H54L55 119V117H54V119H53V117H50V121H49V116H48V114L47 113H45V112H42L41 111V115H43L44 117L43 118H41L40 117V119H39V117H38V115L39 116H41L40 115V112H39V114H38V112L36 113L35 111H32V109L33 108H31L32 107V104L31 103H27V102H25L26 100H23V99H17ZM91 101H89L90 103L87 105V107H86V109L85 110H87L88 112H90L91 110H92V112L94 111V114H95V112H98L99 113V111H100V113H103V114H101V117L100 116H98V117H100L99 119H100V122H101V120H102V122H103V119H104V121L106 120V119H112V112L111 111H109V112H111V117H109V114L107 113V115H106V109H105V107H103V108H101V106H100V104L99 103H97V102H95L93 99H90ZM199 97H197V98H195V101H197V102H199ZM95 102V103H94ZM255 102V103H254ZM21 103H22V105H21ZM24 103V104H23ZM244 103H245V101H244ZM248 104V103H247ZM245 105V107H246V109L244 108L243 110L245 111L246 110V112H247V110H249V109H247L248 107V105ZM250 104V103H249ZM29 106H30V109H31V111H30V109H29ZM59 107V106H58ZM68 107H70V108H68ZM114 107V106H113ZM118 107V108H117ZM125 106H121V105H117L116 106V108L114 107L113 109H112V111H114V109H115V111H117V113L118 112H120V117L122 116V117H126V116H128L129 115V113H127V111L126 110H128L129 108H127V107H125V108H127V109H125L124 108ZM200 107V109H201V111H206V112H212V117L214 118V119H217L218 117H219V115H220V112L218 111V109L216 110V109H214L213 111H211L210 109H208V108H206L204 105H200L199 106ZM78 108V109H77ZM100 108H101V110H100ZM119 108L121 109V110H119ZM43 109V108H42ZM42 109H40V110H42ZM124 109V110H123ZM20 110H18V111H20ZM109 110V109H108ZM107 110V111H108ZM137 110H138V113H139V111H140V117L142 118V117H144L145 115V112L144 111H141V110H139L138 108H137ZM242 110V111H243ZM5 111V110H4ZM69 111V112H68ZM86 111V112H87ZM104 111V112H103ZM123 111V112H122ZM129 111H131V109L129 110ZM165 111H167V109L165 110ZM122 112V113H121ZM137 112V111H136ZM29 113H30V115H31V117H29ZM35 113V114H34ZM44 113V114H43ZM69 113V114H68ZM73 115H72V114ZM82 113V112H81ZM98 113H96L97 115H98ZM255 113V112H254ZM28 114V115H27ZM38 114V115H37ZM47 114V115H46ZM95 114V115H96ZM148 116H147V118L148 119H150L151 117H153L152 115H151V113H149V112H147L146 113ZM6 115V114H5ZM5 115H3V116H5ZM34 115H37L35 118H34ZM72 115V116H71ZM75 115V116H74ZM106 117H105V116ZM123 115H125V116H123ZM8 116V115H7ZM180 116H182V114L181 115H179L178 117V119H180L181 117ZM27 117V118H26ZM32 117H33V119L34 120H32ZM57 117V118H58ZM69 117V118H68ZM97 117V118H98ZM106 119H105V118ZM109 117V118H108ZM6 118V119H5ZM37 118H38V121H37ZM116 118V117H115ZM5 121H4V120ZM18 119H20V120H18ZM27 119H31L32 121H30V120H27ZM69 119V120H68ZM152 120V125L153 126H155L156 124H157V119H155L154 117L153 118H151ZM42 120V121H41ZM3 121V122H2ZM40 121V122H39ZM68 121V122H67ZM70 121V122H69ZM99 121V120H98ZM19 122V123H18ZM48 122V123H47ZM101 122V123H102ZM108 122V121H107ZM45 123V124H44ZM75 123V124H74ZM105 124H106V121L104 122ZM49 125V126H48ZM102 126H103V124H101ZM107 125V124H106ZM101 126V127H102ZM111 126H112V124L110 125L109 124V126H104V127H102V128H104L105 129V127L109 130L110 128H111ZM77 127V126H76ZM56 128V129H57ZM99 128V127H98ZM97 128V129H98ZM101 128V129H102ZM181 128H183V127H181ZM59 129H62L61 130V132L63 131L64 132V134H63V136H62V133L61 132H59L60 130ZM100 129V128H99ZM107 129H105V130H107ZM55 131V132H54ZM99 131H101V130H99ZM96 132H97V130H96ZM18 133H19V136H18ZM67 135H66V134ZM78 133H80V132H78ZM114 133V132H113ZM112 133V135H114V137H116L117 136V134H113ZM149 133L151 134V131L149 130ZM82 134V133H81ZM109 134V136H110V133H108ZM224 134V135H223ZM59 135H60V137H59ZM70 135V136H69ZM79 135V134H78ZM83 135V134H82ZM112 135L110 136V137H112ZM116 135V136H115ZM68 136V137H67ZM74 136V135H73ZM62 137V138H61ZM66 139H65V138ZM84 137V135L82 136V138ZM114 137H112V138H110L109 139V137H108V140L107 141H103V143H100V142H98V143H96V144H94L93 145V149L92 150H95V151H97V150H104L106 147H107V145H110L111 147H112V149H113V151H115L116 150V144H117V142H114V141H119L118 140V138L116 139V138H114ZM205 138V136L203 135L202 136V138ZM59 138L61 139V141H63L64 140V142H66V143H64V144H62L61 143V141L59 140ZM200 138V140L202 141V138L201 137H199ZM249 140H248V145L246 146L247 148H248V146H249V148L247 149L246 148V150H242V151H249L250 152V154H251V156L253 157V162H251L250 164H253L252 165V167L254 168V169H258L257 170V172L259 173V176H260V178L261 179H263V177H264V147L262 148L261 146H264V141H262V142H260V143H255L253 140H254V136L252 135V133L250 132L249 133ZM180 140H182V139H184L183 137H181V138H179ZM167 140L169 141V138H167ZM178 140V139H177ZM177 140H174V142L173 143H171V145L172 144H175L176 142H178ZM85 141V140H84ZM183 141V140H182ZM182 141H179V143H181ZM61 144H60V143ZM86 142H87V140H86ZM86 142H83L82 141V143H85L86 144ZM120 142V141H119ZM118 142V143H119ZM238 142V143H239ZM29 143V144H28ZM81 143V144H82ZM179 143H176V144H179ZM25 145V146H24ZM167 145H169V144H167ZM210 144L208 143V147L210 148V146H209ZM238 146V147H240V148H242V149H244L243 147H241V146ZM257 145H259V150L257 149ZM236 146V147H235ZM256 146V147H255ZM169 147L170 146H168V148H167V150H155V148L153 149V148H151V149H149V150H151V151H149V153L150 152H152V155L151 154H149L150 156H147L148 154V150L145 152L146 153V155H143L142 156V158H140V160L138 161V166L139 167H143V168H145V167H147L148 166V168L150 167V165H147L146 164V162L148 161V163H153V164H151L152 165V167L156 164V161H157V153L159 154V152H161L159 155V158L161 159L162 158V156H163V154H165L163 157L164 158H162L161 159V162H165V161H163V159H166L167 158V156L169 157V154L168 155H166L167 153H171V152H174V150H168L169 149ZM262 149H261V148ZM218 147H214L213 148V150H211V151H213V153H218V149H217ZM240 148H237V149H240ZM190 149L191 148H189V149H187L186 150V152L183 150L182 151V153L183 152H185V153H187V151L189 150V152H191L192 151V149H191V151H190ZM251 149V150H250ZM256 149H257V151H256ZM44 150H48V151H44ZM141 150H144V148H142ZM157 153H156V152ZM163 151V152H162ZM179 151V150H178ZM193 151H195V150H193ZM236 151H238V150H236ZM60 152V153H59ZM94 151H92L91 153H93ZM164 152H167V153H164ZM62 153V154H61ZM96 153V156H94L93 157V162H94V164L95 163H97L96 165H98L97 167H100L99 169L101 170V172H106V170H107V172H108V166L110 165V162H108L109 161V159H108V157L107 156H102L103 155V153L101 152V153H97V152H95ZM163 153V154H162ZM198 153H199V150H198ZM258 153V154H257ZM59 154V155H58ZM140 154V153H139ZM180 154H181V152H180ZM188 154V153H187ZM239 154H240V152H239ZM68 155L70 156V154H69V152H68ZM76 155V154H75ZM74 155V156H75ZM162 155V156H161ZM173 155V154H172ZM172 155L168 158L169 160H170V163H172L171 162V159H172ZM182 155H184L185 156V154L183 153V154H181V157H183ZM224 155V152H222V156ZM71 156H73L72 155V153H71ZM89 156H91V154H89ZM121 156V155H120ZM139 156V155H138ZM147 156V157H146ZM238 155H236V157H237ZM92 157V156H91ZM150 157H152L151 159H150ZM175 157V156H174ZM235 157V160H236V162H237V164H241V162L242 161H240V159H237V158H239V157H237L236 158ZM59 158V159H58ZM83 158V157H82ZM171 158V159H170ZM57 159V160H56ZM63 159V160H62ZM68 159V158H67ZM70 159V158H69ZM103 159H105V160H103ZM107 159H108V161H107ZM123 158L121 157V160H122ZM144 159V160H143ZM46 160L48 161L49 160V164H48V162H46ZM56 160V161H55ZM66 160V159H65ZM174 160V159H173ZM172 160V161H173ZM45 161V162H44ZM76 161V160H75ZM103 161L104 162H106V163H104L105 164V166H101L102 165V163H103ZM143 161H144V163H143ZM146 161V162H145ZM150 161V162H149ZM154 161V162H153ZM44 162V163H43ZM52 162V163H51ZM53 162H55V163H53ZM65 163H66V161H64ZM77 162V161H76ZM92 162V163H93ZM167 162H169V161H167ZM40 163V164H39ZM42 163L44 164V165H42ZM65 163H63V167H64V164ZM155 163V164H154ZM173 163H175V161L173 162ZM46 164V165H45ZM103 164V165H104ZM143 165V166H142ZM35 166H37L36 167V169L34 170V168H35ZM38 166L40 167V168H38ZM44 166V167H43ZM58 166H60V164H58ZM62 166V165H61ZM46 167H47V169H46ZM101 167H103L102 169H101ZM104 167H106V168H104ZM62 167H60V169H61ZM164 168V167H163ZM162 167H161V169H163ZM18 169V170H17ZM41 169L42 170H44V171H41ZM46 169V170H45ZM57 169H58V167H57ZM66 169V168H65ZM106 169V170H105ZM33 170H34V172H33ZM105 170V171H104ZM138 170H139V168H138ZM149 170V169H148ZM96 171H97V169H96ZM99 171V170H98ZM162 172H165V170H161ZM18 172H19V175H18ZM47 173L48 172V174H45V175H43V173ZM58 172H60L59 170H58ZM68 171H66L65 173H66V175H68V173H67ZM95 174H97V172H95V171H93ZM100 172V174H102ZM150 172V171H149ZM17 173V174H16ZM103 173V174H104ZM244 173V174H243ZM21 174V175H20ZM56 174H57V172H56ZM59 174V173H58ZM73 174V175H72ZM74 175H75V177H74ZM84 175V174H83ZM105 175V174H104ZM103 175V176H104ZM48 176V177H47ZM79 176H80V174H79ZM82 176V175H81ZM244 176V177H243ZM71 177H74V179L73 180H71ZM84 177V176H83ZM240 177L242 178V180H240ZM77 178V179H76ZM82 180H81V179ZM86 178V177H85ZM234 178H232V180L234 179ZM248 178V179H247ZM72 181H70V180ZM78 180V181H76V180ZM80 179V180H79ZM111 179V178H110ZM246 179V181H247V183H246V181L244 182V180ZM60 180V181H59ZM75 180V181H74ZM57 181H58V184H57ZM69 181H70V184L71 183H73V185L74 184H76V187H77V185L80 187H84V185H87L88 187H84L85 188V190H86V188H88L89 190L86 192L85 190H84V188H83V190H82V188H80L79 189V187H75V185H74V187H75V189L74 188H69V190H68V183H69ZM82 183V185H81V183ZM83 181H85L84 183H86V184H84L83 183ZM89 181V180H88ZM97 181V180H96ZM101 181H103V180H101ZM112 181V182H111ZM234 181V180H233ZM233 181H232V183H231V181L230 182H228V183H230V186H231V188L234 186L233 185ZM240 181V182H239ZM252 181V182H251ZM62 182H65V185H67L68 187L67 188H65L66 186L64 185L63 186V184L64 183H62ZM79 182V183H78ZM253 182H255V183H253ZM95 183H96V185L97 184H101V183H103V184H107V187L105 186V185H103V184H101V185H99L100 187L98 188V186H96L98 189H96V187L95 186H93V185H95ZM116 183V182H115ZM251 183V184H250ZM252 183H253V185L254 186H259L258 188L256 187H254L253 185H252ZM59 184H61V187H63V188H59L60 186H59ZM256 184V185H255ZM57 185H58V187H57ZM90 185H92V186H90ZM111 185V186H110ZM121 185V186H120ZM122 185H123V187H122ZM56 186V187H55ZM71 186V185H70ZM89 186H90V188H89ZM104 186L106 187V188H104ZM92 187V188H91ZM120 187V188H119ZM254 187V188H253ZM53 188H54V190H53ZM60 189L59 191L58 190H56V189ZM143 188H144V186H143ZM142 188V189H143ZM72 189H74V190H72ZM92 189V190H91ZM93 189H95V191L93 190ZM102 189V190H101ZM258 189L259 190H261V191H258ZM13 190V191H12ZM74 191V193L76 192V191H79V192H77L78 194H80L81 195V193L82 194H84V192H85V194L84 195H81V196H79L80 198H76L75 197V195L74 194H72L71 192H68V191ZM99 190V191H98ZM101 190V191H100ZM106 190V192L104 193V191ZM139 190H141V189H139ZM4 191V192H3ZM9 191V192H8ZM10 191L12 192V193H10ZM58 191V192H57ZM89 191H93V193H90ZM103 191V193L104 194H102V193H100V194H98L99 195V197L98 196H96L95 195V193L97 194L98 192H102ZM121 191V192H120ZM143 191V190H142ZM6 192V193H5ZM95 192V193H94ZM113 192V191H112ZM240 194V196H239V194ZM76 194V193H75ZM77 194V195H78ZM87 194V195H86ZM16 195H19L18 196V199H17V196ZM101 195V196H100ZM103 195V196H102ZM2 196V197H1ZM12 196H13V198H12ZM74 196V197H73ZM84 196H86V199H85V197ZM88 196V197H87ZM94 196V197H93ZM98 197V198H96V197ZM239 196V197H238ZM242 196H243V198L244 199H242ZM16 197V198H15ZM84 197V198H83ZM170 197H172V196H170ZM193 197H195V196H193ZM192 197V198H193ZM206 197V198H205ZM250 197H251V199H250ZM16 200H15V199ZM73 199V198H76V200L78 201L79 199L81 200V199H83V203H79L80 205H79V207H76L75 206V208L74 209H76L77 208V214H82L81 212H79V211H82L83 209L84 210H88V213L89 212H91L92 210V212H95V214H93L92 212L90 213V214H87V215H91V216H95L96 215V218H97V215L99 216L97 219L95 218H92V217H89L88 219H92V221L94 222V223H97V222H99L100 224L98 225H94V223H92L93 225H94V227L96 228V227H98L99 226V228H100V230H98L97 229V234L101 237V241H99L98 242V240H97V242L95 241V240H92V238L95 236L94 234H96V233H94L93 235V237L91 236V231L93 230V228L91 227V229H89L90 230V232H89V230H88V232L90 233V235H87V233H86V230H87V228L89 227V224L92 222L91 220V222L89 223V222H87V223H89L88 224V227H86V223L84 222V225L85 226H83L85 229H83V230H85V232L84 233H86V234H84V235H82V236H76V237H79V238H75V231L77 230V229H75L74 230V227L72 226V228L70 227L71 225H74L75 223H73L72 222V220H73V218H74V216H76V214H74V212H76V210H74L72 207H73V205L71 206V204H73V202L72 201H70L71 199ZM88 198V199H87ZM219 198H221V199H219ZM250 199V200H248V199ZM14 199V200H13ZM29 199H30V201H29ZM90 199V200H89ZM95 201H94V200ZM96 199L98 200V202L97 203H95L96 202ZM100 199H101V201H100ZM200 199V198H199ZM239 200L240 201V206L241 205H243L244 204V206H242L241 208L243 209V210H248V211H250V212H248V213H250V214H255L256 215V217L257 218H259L260 220H261V223H262V225H261V223L259 224V228L258 227H256V230H255V232H253V235H252V231H254L253 229H255V225L253 226L254 228H250V227H248L247 229H248V231H250V233L251 234H249V232L247 233L246 232V230L243 228L242 230V232H240V230L238 229V228H240L241 229V227H237L236 229L232 226H230L229 227V225H227L228 226V228L227 227H224L223 225H220V227L217 225L218 223V221L220 222V218H218V217H220L219 216V214L217 215V213H220L221 211H223V210H225L224 208H226L228 205H231V208H237L236 206H234L235 205V203H233L235 200ZM261 199V200H260ZM18 200V201H17ZM74 200V199H73ZM75 200V201H76ZM80 200H79V202H80ZM195 199L193 198V201H194ZM220 200V201H219ZM243 200V202H241ZM246 200H248V201H250V203L249 202H247ZM260 200V201H259ZM76 201V202H77ZM89 201H91V203H89L90 204V206L87 204ZM93 201V202H92ZM82 202V201H81ZM247 202V206H245V203ZM64 203V205L66 206V208H67V213H70V211H71V213H73L72 214V218H70L71 217V214H70V217H68L67 219H69V220H71V222H68L69 223V229L71 228L73 231H72V233L69 231V229H67L68 231H67V233L66 232H63V231H65V228H67L68 226H67V222H66V220L65 219H62V218H64L63 217V215L61 216L62 218V220H63V222H64V220H65V222L64 223H67L66 225H64V227L65 228H63V225H59V223H61L62 221L61 220H55V219H57V218H59L60 217V213H58V210L60 209V207H61V204H63ZM78 203V202H77ZM188 203V202H187ZM187 203H185L184 205H185V207L186 208H184V210L185 209H187V207H189V206H186V205H188V204H190V201H189V203L187 204ZM191 203H192V201H191ZM58 204H59V207H58ZM86 204L88 205L87 207H86ZM96 204H98V206H103V208L105 209V211H104V209L103 210H101V213L98 211L97 212V210H99V209H93L94 207H95V205ZM104 204V205H103ZM150 204V203H149ZM204 206H203V205ZM92 205V206H91ZM153 205V204H152ZM151 204H150V206H148V208L150 207L151 208V206H152ZM77 206H78V204H77ZM97 206V205H96ZM100 206V207H101ZM154 206H155V208H156V205H153V207H152V209H154ZM158 206V205H157ZM199 206H200V208H199ZM233 206V207H232ZM14 207H16V208H14ZM90 208V209H87V208ZM206 207H207V209H206ZM223 207V208H222ZM230 206H228V208H229ZM2 208V209H1ZM3 208H4V210H3ZM11 208H13V209H11ZM18 208V211H15L16 209ZM34 208V209H33ZM150 208H149V210H150ZM204 208H205V211H204ZM208 208H209V210H208ZM20 209H22V210H24V211H22V210H20ZM58 209V210H57ZM194 209V210H193ZM210 209L212 210V211H215V213H211L212 211H210ZM6 210V211H5ZM9 210V211H8ZM13 210H14V212H13ZM35 212H34V211ZM83 210V211H84ZM90 210V211H89ZM95 210V211H94ZM140 213H138L137 211ZM193 210V211H192ZM220 210V211H219ZM226 210H228L227 208H226ZM11 211V212H10ZM57 211V212H56ZM84 212L83 213V217H84V214H86L87 212ZM115 212H116V210H114ZM186 212L188 211V209L187 210H185ZM6 212V213H5ZM13 212V213H12ZM25 214V217H24V214ZM54 212H56L57 213V217L55 216L56 214L54 213ZM169 212V214H167ZM177 212H179L180 213V210H178ZM191 212H188V213H190L191 214ZM200 212V213H199ZM207 212H209L210 214H213V215H216V217L218 218V220L217 221H215V219H217V218H215V216L213 217L212 215H210L209 216V213L207 214ZM223 212H225V211H223ZM15 213V214H14ZM107 213H109L110 215H112L111 217L109 216V214L107 215ZM131 213V214H130ZM204 215H203V214ZM1 214H0V216H1ZM6 214V215H5ZM21 214H23V215H21ZM55 214V215H54ZM93 214V215H92ZM115 214H117V212L115 213ZM114 214V215H115ZM129 214V215H128ZM133 214V215H132ZM136 214H138L137 215V217H138V219H140V220H142L141 221V223H135V220L137 219L136 218V216H134V215H136ZM106 215H107V218H112L113 220H110V218H109V220H110V222L107 220V218H106ZM132 215V216H131ZM201 215V216H200ZM255 215H254V217H255ZM258 215V216H257ZM27 216H30L29 218L27 217ZM54 216H55V218H54ZM67 216H68V214H67ZM109 216V217H108ZM123 216H125V217H123ZM176 216H178V215H176ZM194 218H193V217ZM53 217V219H51ZM77 217V216H76ZM78 217H79V215H78ZM82 217V216H81ZM164 217H165V220H164ZM188 217H189V220H187L188 219ZM192 217V218H191ZM213 217V218H212ZM27 218V219H26ZM85 218H86V215H85ZM100 218V220L99 221H97L98 219ZM103 218V219H102ZM116 218L119 220H117V222H120L121 223V221H123V223H117L116 222ZM187 218V219H186ZM31 219V220H30ZM60 219V218H59ZM87 219V218H86ZM94 219V220H93ZM102 219V220H101ZM182 219H186L187 221H184V220H181ZM2 220V221H1ZM95 220L97 221V222H95ZM104 220H105V222H107L108 221V223H110V224H108V223H106L105 224V222H104ZM132 220H134L133 221V223H131L132 222ZM169 222H168V221ZM52 221H53V223H52ZM55 221V222H54ZM82 221V220H81ZM85 221V220H84ZM100 221H103L102 222V224H101V222ZM130 221V222H129ZM184 221V222H183ZM62 222V223H63ZM75 222H77V223H79L80 221H78V219H77V221H76V218H75ZM136 222H140L139 220H137ZM216 222V223H215ZM58 226H60V227H62V228H60V227H58L57 228V225ZM61 223V224H62ZM63 223V224H64ZM73 223V224H72ZM105 225H104V224ZM116 223V224H115ZM126 223H128V225H126ZM130 223V224H129ZM149 223V224H148ZM215 223V224H214ZM50 224V225H49ZM80 224H82L83 225V223H80ZM79 224V226L80 227H82V225H80ZM91 224V225H92ZM145 225L146 227H147V225H148V227L146 228L145 226V228H143L142 229V227L143 226H140V225ZM166 224V225H165ZM214 224V225H213ZM56 225V226H55ZM76 225V224H75ZM102 225H104L106 228H108V229H110L108 232H105V233H110V235L108 236L107 234L105 235L104 234V230L105 231H107L106 229H104V226L102 227V229H101V226ZM110 226V228H109V226ZM112 225H113V228H112ZM118 225H120L119 227H118ZM129 225H131V226H133V225H135V230H134V228L133 227H131V228H128L129 227ZM29 226H30V228H29ZM53 226V227H52ZM55 226V227H54ZM123 226V227H122ZM155 226V227H154ZM157 226V227H156ZM222 226L224 227V228H222ZM250 226H252V225H250ZM117 227V228H116ZM53 228H54V232H56V233H54V232H52L53 231ZM61 230H60V229ZM76 228H78V229H80L78 226H76ZM94 228V229H95ZM126 228V229H125ZM167 228V229H166ZM59 229V230H58ZM70 229V230H71ZM250 229V230H249ZM252 229V230H251ZM63 230V231H62ZM81 230V229H80ZM103 231V234L104 235H100V233ZM114 231H116V233L115 234H112ZM135 231V232H134ZM57 232H59V233H57ZM75 232V233H74ZM83 232V231H82ZM93 232V231H92ZM94 232H95V230H94ZM156 232H158V233H156ZM69 233H71L72 235H70ZM77 233H79L80 234V232H79V230H78V232ZM76 233V234H77ZM148 233H149V235H148ZM162 233V234H161ZM172 233V234H171ZM53 234V235H52ZM61 234V235H60ZM63 234V235H62ZM137 234V235H136ZM153 236H151V235ZM158 235V237L159 238H156L157 237V235ZM241 234V235H240ZM244 234V235H243ZM74 235V236H73ZM87 235V236H86ZM112 235V236H111ZM146 235V236H145ZM165 235H166V237H165ZM216 235V237H215V239H213L214 238V236ZM55 236V237H54ZM61 236V237H60ZM65 236V237H64ZM71 236L73 237V238H71ZM89 236V237H88ZM97 236V235H96ZM94 237L95 239L97 238V237ZM98 236V237H99ZM111 236V237H110ZM148 236H150V237H148ZM170 238H169V237ZM212 238H211V237ZM240 236H242V237H245L246 238V240H249L248 242H246L245 240V242L243 241V243L241 242L242 241V239H244V238H242L241 239V237ZM57 237V238H56ZM62 237H63V239H62ZM67 237V238H66ZM82 237H84L85 238V240H89L88 241V244H87V246L88 245H90L91 244V246H93V245H97V246H94L93 247V249L90 247V246H88L90 249V251L88 250V252H90V253H88L87 252V249H86V245L84 246V244H86V243H84L83 245L81 244V241H83L84 242V240H82L83 238ZM87 237V238H86ZM108 237H110L111 239H112V237H113V239H112V241H111V243H112V245L109 243V238ZM163 238V239H161V238ZM238 237V238H237ZM59 238V239H58ZM61 238V239H60ZM82 238V239H81ZM93 238V239H94ZM148 238H149V240H148ZM155 240H153V239ZM156 238V239H155ZM169 238V241H171V242H174V243H170V242H168L167 241V239ZM9 239V240H8ZM57 239H58V241H57ZM69 239V240H68ZM71 239V240H70ZM78 239V240H77ZM79 239H81V241L79 240ZM99 239V238H98ZM108 239V241L107 242H105L106 240ZM139 239V240H138ZM212 239V240H211ZM236 239V240H235ZM258 239V240H257ZM56 240V241H55ZM65 240L67 241V242H65ZM73 240L75 241V242H73ZM103 240H105V241H103ZM145 240H147V241H150V242H148V243H146V242H144ZM154 242H153V241ZM159 240V241H158ZM163 240V241H162ZM214 240H215V242H214ZM260 240V241H259ZM61 242V244L60 243H58V242ZM64 241V242H63ZM69 241H71V242H69ZM79 241V242H78ZM103 241V242H102ZM131 241V243H129ZM153 243H152V242ZM56 242V243H55ZM82 242V243H83ZM86 242V241H85ZM141 242V244H143L144 245V243H145V245L146 244H149V245H147V246H143V248H141V246H140V243ZM157 242V243H156ZM162 242H163V244H162ZM197 242H199V243H197ZM236 244H235V243ZM239 242H241V243H239ZM6 243H8L9 245H7ZM64 243V244H63ZM68 243H71V244H69L68 245ZM76 243V245H74ZM80 243V244H79ZM95 243V244H94ZM99 243V244H98ZM126 243H129L128 245L126 244ZM135 244V245H133V244ZM168 243H170V244H174V246H175V243L177 244L175 247L174 246H172V248H173V250H172V252L170 251V246H169V244ZM196 243H197V249L196 248H194L195 246H196ZM212 243V244H211ZM245 243V244H244ZM63 244V245H62ZM67 244V245H66ZM101 244V245H100ZM107 244H109L110 246V248L108 247V245ZM125 244V245H124ZM139 245V247H140V249H139V247L137 246V247H135L136 245ZM151 244H156V245H154L155 247V249L157 250V248H158V253H156V254H153V256H157L155 259H153V257H151V254L153 253V251H152V245ZM157 244H162V245H164V246H157ZM205 244V245H204ZM207 244V245H206ZM248 244L246 245V246H248ZM7 245V246H6ZM64 245H65V247H64ZM78 245H79V247H78ZM83 247H82V246ZM105 245H107V247L109 248V249H111L112 250V252H110L111 250H109ZM131 245H133V246H131ZM188 245H189V248H188ZM204 245V247H202V246ZM6 246V247H5ZM71 246V247H70ZM121 246H125L126 248L128 247V248H130L129 246H131V250H129L128 248L126 249L125 247L123 248V247H121ZM150 246V247H149ZM157 246V247H156ZM200 246H201V248H200ZM1 247H4V250L1 248ZM9 247V248H8ZM74 247V248H73ZM78 247V249L76 250V248ZM81 247L84 249V247H85V249H84V251H82V253H81ZM96 247H98V248H100L101 249V251H98V250H95L96 249ZM133 247V248H132ZM144 247H146V248H148V250L147 249H145ZM159 247H160V249H159ZM179 247V248H178ZM249 247H250V244H249ZM73 248V249H72ZM121 248H123L122 250H121ZM149 248H152V249H149ZM169 250H168V249ZM2 249V250H1ZM6 249V250H5ZM66 249V250H65ZM104 249V250H103ZM106 249V250H105ZM135 250V249H139V252H137V250H135L134 252L132 251V250ZM141 249H142V251H144V249L146 250V251H144V253L141 251ZM154 249V250H155ZM166 249V250H165ZM177 249V250H176ZM203 249H205L204 251H203ZM262 249V250H261ZM9 250V251H8ZM76 251V253H75V251ZM86 250V251H85ZM107 250H109V252L107 251ZM152 252H150V251ZM156 250H155V252H156ZM191 250H193V251H191ZM261 250V251H260ZM74 251V252H73ZM79 253H78V252ZM114 251H116V253L114 252ZM119 251V252H118ZM125 251V252H124ZM127 251H128V253H127ZM131 251V252H130ZM203 251V254L201 253ZM243 251H245V250H243ZM243 251H241V252H243ZM84 252V253H83ZM92 252H94V253H92ZM107 252V253H106ZM121 252H123V253H121ZM133 252V253H132ZM154 252V253H155ZM198 252L199 253H201L202 255H198ZM236 252V253H235ZM240 252V253H241ZM247 252H244V254L245 253H247ZM260 252H262V253H260ZM80 253H81V255H80ZM87 253V254H86ZM92 253V254H91ZM99 253H102L101 255L99 254ZM107 255H106V254ZM121 253V254H120ZM127 253V254H126ZM129 253H130V255H129ZM151 253V254H150ZM177 253H179V256L177 257ZM78 254H79V256H78ZM82 254H83V256H82ZM91 254V255H90ZM108 254H109V256H108ZM112 254V255H111ZM116 254V256H114V255ZM141 254V255H142ZM148 254L150 255V257H151V259H149V257H148ZM170 254V255H171ZM174 254H176L175 256H174ZM248 254H246L247 255V257H249L248 256ZM90 255V257H88ZM102 256V257H104V255H105V257H107L108 258V260H107V258H106V260L107 261H105V259L104 258H102L101 259V257L100 256ZM125 255V256H124ZM138 255H139V257H138ZM69 256H72L73 258H72V260H70V258L71 257H69ZM78 256V257H77ZM86 256H87V258H86ZM97 256L98 257H100V258H97ZM122 256H124V257H122ZM127 256V257H126ZM128 256L130 257V259H132L131 261L129 260V258H128ZM227 256H229V257H227ZM83 257L84 258V261H83V259H81V258ZM92 257H94V259H91ZM112 258V260H111V258ZM114 257H115V259H114ZM125 257H126V259H125ZM259 257H261L260 259H258ZM86 258V259H85ZM122 258V259H121ZM124 258V259H123ZM147 258H148V260H147ZM181 258V259H180ZM232 258V257H231ZM78 259H79V261H78ZM89 259V260H88ZM91 259V260H90ZM100 259H101V261H100ZM199 259V260H198ZM245 259V258H244ZM75 260H76V263H75ZM86 260H87V262H86ZM101 262H99V261ZM102 260H104L105 262H102ZM111 260V261H110ZM126 260H129V261H125ZM134 260V261H133ZM140 260V261H139ZM88 261H89V263H88ZM95 261V262H94ZM108 261H110V262H108ZM112 261H113V263H112ZM150 261V262H151ZM157 261V260H156ZM184 261V262H183ZM213 261H215V262H213ZM245 261V260H244ZM79 262V263H78ZM82 262V263H81ZM107 262V263H106ZM132 262H134V263H132ZM240 262V263H239ZM238 262V264H242V262L243 261H241V259H240V261ZM246 262V263H247ZM152 263V262H151ZM237 263V261H235V264ZM136 264V263H135ZM243 264H245V262L243 263Z\"/></svg>",
	"mask_w": 264,
	"mask_h": 264
}]
</instances>
